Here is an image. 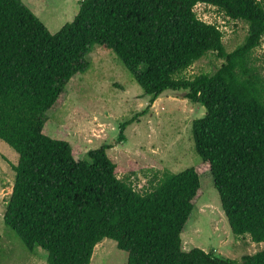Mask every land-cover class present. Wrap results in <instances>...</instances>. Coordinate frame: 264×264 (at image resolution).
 <instances>
[{
    "label": "trees",
    "instance_id": "trees-1",
    "mask_svg": "<svg viewBox=\"0 0 264 264\" xmlns=\"http://www.w3.org/2000/svg\"><path fill=\"white\" fill-rule=\"evenodd\" d=\"M248 23L227 51L217 22L195 6ZM72 20L52 33L23 0H0V139L18 154L3 216L48 264H91L95 246L116 241L126 264H264V249L241 260L183 248L182 233L201 180L194 167L166 171L137 191L117 175L104 144L77 159L71 144L44 133L71 79L85 73L98 44L111 49L150 96L183 90L206 108L192 122L234 235L264 242V73L255 50L264 37V0H80ZM216 53L212 73L182 76ZM129 122L121 124L120 139ZM1 245V236H0Z\"/></svg>",
    "mask_w": 264,
    "mask_h": 264
},
{
    "label": "rangeland",
    "instance_id": "rangeland-1",
    "mask_svg": "<svg viewBox=\"0 0 264 264\" xmlns=\"http://www.w3.org/2000/svg\"><path fill=\"white\" fill-rule=\"evenodd\" d=\"M23 1L52 33L72 20L80 8V0ZM195 10L203 20L220 25L227 51L244 42L247 22L231 20L204 3L197 4ZM254 54L264 73V37ZM87 59L89 69L71 79L59 106L47 112L44 133L68 141L77 159L90 149L110 144L107 152L118 166V177L132 182L137 191L148 187L149 181H158L166 171L194 167L201 186L182 233L183 248L198 247L236 260L264 249V242L233 234L210 169L195 149L192 122L202 118L206 108L184 98L183 90L164 91L150 104V96L111 49L96 44ZM223 62L216 53H208L182 76L212 73ZM124 122L129 123L120 139ZM18 159L17 152L0 139V264H48L44 250L28 249L3 220L15 181L12 164ZM127 259L115 240L104 238L95 246L91 264H126Z\"/></svg>",
    "mask_w": 264,
    "mask_h": 264
}]
</instances>
